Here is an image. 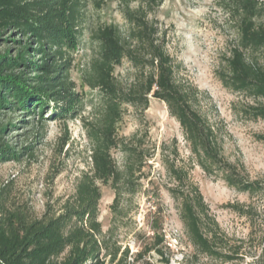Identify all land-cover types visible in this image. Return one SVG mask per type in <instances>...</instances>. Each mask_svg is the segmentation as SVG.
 Segmentation results:
<instances>
[{
  "label": "rangeland",
  "instance_id": "obj_1",
  "mask_svg": "<svg viewBox=\"0 0 264 264\" xmlns=\"http://www.w3.org/2000/svg\"><path fill=\"white\" fill-rule=\"evenodd\" d=\"M225 2L164 0L157 8L147 9L146 15L159 28L176 80L197 90L194 106L212 126L222 156L242 166L249 180L264 186V119L256 117L254 109L264 106V99L227 88L219 77L227 70L225 58L237 39V17L230 14ZM126 8L136 10L141 4L138 0H80L77 23L81 39L71 53L68 70L76 107L61 116L49 103L32 156L0 162V206L5 216L15 212L28 220L41 219L59 214L71 201L79 177L91 164L86 126L98 122L102 104L100 94L87 86L90 62L98 50L94 37L107 25H116L124 33L122 12ZM6 46L14 55L17 45L11 43L8 32L0 31V51ZM256 58L264 67V49L256 52ZM114 76L126 90L134 82L135 71L123 60ZM21 109L0 111V120H36L37 108L24 117ZM29 128L27 123L11 127L5 142L11 148L27 145L32 136L25 135ZM114 134L117 140L141 150L145 160L136 172L138 191L123 193L117 204L113 205V188L99 184L101 232L96 238L101 248L92 262L166 264L163 260L168 259V264H264V190L254 195L238 192L220 175H206L165 103L150 97L147 108L123 105ZM111 156L122 168L126 158L120 151L112 150ZM172 169L185 171L187 182L199 189L207 214L216 223V247L231 259L195 253L179 220L177 203L168 192L175 185ZM1 215L0 211V219ZM205 228L209 230V226ZM63 257L64 253L57 262Z\"/></svg>",
  "mask_w": 264,
  "mask_h": 264
},
{
  "label": "trees",
  "instance_id": "obj_2",
  "mask_svg": "<svg viewBox=\"0 0 264 264\" xmlns=\"http://www.w3.org/2000/svg\"><path fill=\"white\" fill-rule=\"evenodd\" d=\"M141 8H126L122 16L125 32L107 25L95 35L98 50L90 62L87 86L101 98L98 122H88L86 135L90 168L79 177L71 201L59 214L28 220L11 212L0 219V264H101L92 262L100 251L96 235L101 190L108 184L117 204L123 193L139 189L140 171L145 160L141 150L115 137V128L123 105L147 108L150 97L165 103L170 116L179 123L196 164L209 176L220 175L228 187L250 195L264 186L249 180L243 167L227 161L221 154L215 132L207 118L194 106L198 92L176 80L174 64L166 52L164 39L156 22L147 18V9L157 8L164 0H138ZM80 0H0V31L8 32L10 46L0 51V111L22 108L21 117L37 111L36 120H0V162L32 156L39 130L46 120L44 111L54 104V113L68 115L76 104L68 80L72 51L80 43L77 14ZM230 14L237 17L236 43L225 58L226 72H220L223 85L249 97L264 99V67L256 52L264 49V0H226ZM19 37L18 39L11 37ZM24 41V42H23ZM126 60L135 71L132 86L123 89L114 76L115 67ZM30 73L32 74L30 76ZM256 117L264 119V106L255 107ZM27 123L25 135L30 142L13 147L5 142L11 127ZM118 149L126 162L119 168L111 151ZM175 185L168 188L177 203L179 220L195 253L229 260L215 244L216 223L207 214V205L197 186L187 182L185 171L172 169ZM209 226V230H206ZM214 228V229H213ZM64 253L60 262L57 258ZM162 255V251L158 250ZM168 264V259L163 260Z\"/></svg>",
  "mask_w": 264,
  "mask_h": 264
}]
</instances>
